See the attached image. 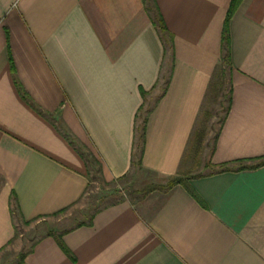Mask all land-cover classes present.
Instances as JSON below:
<instances>
[{
	"label": "crops",
	"instance_id": "crops-1",
	"mask_svg": "<svg viewBox=\"0 0 264 264\" xmlns=\"http://www.w3.org/2000/svg\"><path fill=\"white\" fill-rule=\"evenodd\" d=\"M232 1L0 0V256L19 225L75 207L94 170L109 185L144 174L148 192L46 230L17 264H264V166L236 171L264 158V0L234 8L228 110L206 162L186 166L223 98Z\"/></svg>",
	"mask_w": 264,
	"mask_h": 264
},
{
	"label": "rangeland",
	"instance_id": "rangeland-1",
	"mask_svg": "<svg viewBox=\"0 0 264 264\" xmlns=\"http://www.w3.org/2000/svg\"><path fill=\"white\" fill-rule=\"evenodd\" d=\"M226 88V84L223 85L224 97ZM224 99L225 98H222V100L219 99V103L214 105L211 122L208 127L205 128L207 132L205 143L202 145L197 158L188 159L187 162L189 163L186 165L187 169L195 171L206 162L212 146L213 136L217 130V118L223 113V108L225 107ZM89 176L91 179L90 189L75 207L57 216L54 220L42 222L39 225H19L17 227L15 240L0 256V264H17L20 257L30 249L34 239L40 237L41 234L48 229H50L51 232H60L76 224L87 222L95 212L106 206L122 200L138 199L144 193L148 192L145 183L149 182V178L147 179L145 175L141 173H131L130 179L113 185L101 182L94 170L91 171Z\"/></svg>",
	"mask_w": 264,
	"mask_h": 264
},
{
	"label": "trees",
	"instance_id": "trees-1",
	"mask_svg": "<svg viewBox=\"0 0 264 264\" xmlns=\"http://www.w3.org/2000/svg\"><path fill=\"white\" fill-rule=\"evenodd\" d=\"M238 0H233L231 3V7L230 10L227 14V18H226V22H225V26L223 28V32H222V38H221V63L217 69V77L218 79H220V86L223 87V85H225L224 83L226 80V73L230 68V58H229V35H228V30H227V23L234 11V8L237 4ZM150 12H152L153 14V20L155 25L157 26L158 31L163 34V35H167L166 33V29L164 27L163 22L161 21V19L159 18L157 12H155L154 10H150ZM164 79L162 77H159L158 81L156 82L154 88H153V92L157 91L159 89H162L161 91L164 93L165 91V84L163 82ZM222 97L225 98V107L223 108V114L225 115L227 110H228V102H229V93H227V95L224 94L223 92L221 93ZM141 96L143 98V104L141 105V107L138 109L137 111V115H136V119H135V125H134V140H135V151H133V159H132V166L133 168H137L140 166V158H141V146L142 142H143V138H144V132H145V125H146V119L145 116L150 112L151 108L149 105V102L147 101V95L146 93L142 92ZM222 104V103H221ZM223 122L222 117H220L217 121V125L218 128L221 127ZM218 133H215V139L217 138ZM264 166V158H261L257 161V163L255 165L252 166H246V165H240L238 168H236V171H243V170H254V169H258L260 167ZM220 171H227V168L225 167H221ZM185 179L183 177H175L171 180L168 181L167 185L163 188H159L160 190H168L171 189L172 187L176 186V185H180V184H184ZM15 207L13 208L12 212L15 213L14 210ZM64 250V249H63ZM65 253H67L66 250H64ZM20 264V263H19Z\"/></svg>",
	"mask_w": 264,
	"mask_h": 264
}]
</instances>
